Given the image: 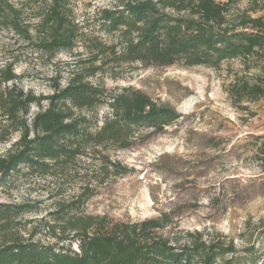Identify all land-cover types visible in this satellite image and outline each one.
Here are the masks:
<instances>
[{
  "label": "trees",
  "instance_id": "1",
  "mask_svg": "<svg viewBox=\"0 0 264 264\" xmlns=\"http://www.w3.org/2000/svg\"><path fill=\"white\" fill-rule=\"evenodd\" d=\"M243 3L120 0L99 13V30L106 37L102 40L86 39L75 20L72 0H45L35 26L13 0H0V31L12 32L50 59L73 53L80 42L90 54L71 72L65 86L56 79L48 96L20 88L23 76L15 72L17 61L0 67V114L6 122L0 144L12 143L0 155V188L24 171L26 176H54L90 150H128L181 119L174 107L141 90L125 87L114 93L94 84L92 79L100 72L137 71L139 66L218 70L225 62L240 60L248 72L257 69L260 76L254 83L243 81L232 87L235 102L264 97V0ZM105 107L108 112L100 117ZM14 135L17 139L12 142ZM257 144V155L264 161V136L257 138ZM105 160L107 176L129 173L119 163ZM85 191L89 197L94 194L90 187ZM83 201L84 196L79 197L71 208ZM35 208L30 203H0V264H233L232 256L237 254L234 242L225 238L206 241L196 233L183 244H173L159 236L157 232L172 222L169 214L125 224L106 216L71 213L61 219L69 235L60 239L70 243H43L36 240L38 228L23 233L25 217Z\"/></svg>",
  "mask_w": 264,
  "mask_h": 264
},
{
  "label": "rangeland",
  "instance_id": "2",
  "mask_svg": "<svg viewBox=\"0 0 264 264\" xmlns=\"http://www.w3.org/2000/svg\"><path fill=\"white\" fill-rule=\"evenodd\" d=\"M119 1L72 0L75 20L86 39L106 40L97 19L101 10L116 7ZM13 3L24 9L29 23H39L45 0ZM89 56L80 42L73 53L62 52L50 59L12 32L0 31V67L17 61L15 72L23 76L20 88L36 95H51L56 79L65 86L71 72ZM258 76L257 69L248 72L240 60L225 62L218 70L139 66L137 71L100 72L92 79L94 84L114 93L125 87L141 90L174 107L181 119L128 150H90L54 176H26L24 171L0 188V203L33 204L36 210L25 217L23 233L38 228L36 240L43 243H70L60 239L69 235L61 219L71 213L106 216L125 224L169 214L172 222L157 234L171 243L183 244L196 233L206 241L225 238L237 249L233 264H264V161L257 155V138L264 136V97L253 102L243 97L237 104L231 95L233 86L254 83ZM37 111L33 107L32 112ZM106 112L102 108L100 117ZM5 125L0 114V133ZM16 139L14 135L11 141ZM11 144H0V155ZM106 158L129 173L107 176ZM87 187L93 196L86 194ZM81 196L83 204L71 208ZM73 248L77 250L75 243Z\"/></svg>",
  "mask_w": 264,
  "mask_h": 264
}]
</instances>
